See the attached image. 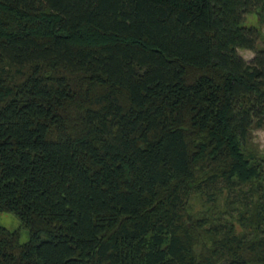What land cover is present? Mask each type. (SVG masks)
Segmentation results:
<instances>
[{"label": "trees", "instance_id": "1", "mask_svg": "<svg viewBox=\"0 0 264 264\" xmlns=\"http://www.w3.org/2000/svg\"><path fill=\"white\" fill-rule=\"evenodd\" d=\"M263 25L264 0H0V211L29 232L0 225V264H264Z\"/></svg>", "mask_w": 264, "mask_h": 264}, {"label": "rangeland", "instance_id": "2", "mask_svg": "<svg viewBox=\"0 0 264 264\" xmlns=\"http://www.w3.org/2000/svg\"><path fill=\"white\" fill-rule=\"evenodd\" d=\"M247 21L255 24L256 18L253 15H248ZM261 35L257 39V47L264 46V25L261 26ZM238 54L245 60H248L252 57L253 52L247 49H238ZM252 139L258 148L264 153V128L254 129L252 131ZM0 225L4 226L9 230L20 231V241L25 242L29 239V232L26 228L22 227L20 219L12 212L0 211Z\"/></svg>", "mask_w": 264, "mask_h": 264}]
</instances>
